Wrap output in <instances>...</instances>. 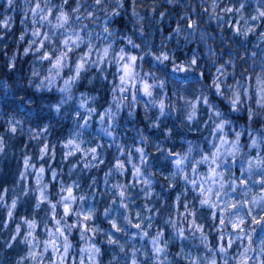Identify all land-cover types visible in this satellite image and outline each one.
I'll return each mask as SVG.
<instances>
[{
    "label": "trees",
    "instance_id": "1",
    "mask_svg": "<svg viewBox=\"0 0 264 264\" xmlns=\"http://www.w3.org/2000/svg\"><path fill=\"white\" fill-rule=\"evenodd\" d=\"M38 2L40 0H29L27 3L26 0H14V3L9 5L8 0H0V140L4 142L3 152H0V198H2L0 199V264H18V262L21 264H53L55 261L56 264H87L89 261L86 259L85 249L91 246L99 249L95 264H127L124 253L131 248L130 237L136 235L132 227H135L136 224L144 226L150 219V215H148V220L140 221L136 213L139 211V207L145 208V204H148L149 201L156 204L153 206L154 209L159 206L158 212L152 214L155 219L150 231L154 232L156 227L160 229V225H163L162 240L169 264H193L190 257L200 258L201 264H205V259L210 261L213 258H215V264H222L223 255H227V264H234L236 245L227 246V234L222 230L226 224L227 228L230 227L228 222L230 218L223 219L220 214L212 216V208L200 204L202 196L197 195L191 199L193 192L190 189L183 190L180 185L169 186L166 177L174 171L172 167L173 155L182 150L188 140L198 148L206 146L204 137L207 135L209 127L208 108L203 103L199 104L197 119L190 125L183 119L181 108L183 97L188 96L190 99H195L197 88L196 83L190 82L189 76L202 77L205 83L211 84L213 78L216 77V69L211 66L209 59V52L212 51L217 54L218 65L224 64L225 60L234 58V66L224 64L229 73L227 80L230 83L245 79L253 85L259 68L264 69L262 65L264 39L260 38L264 34V18L259 22L254 35L248 33V37L235 33L232 26L235 19L231 21V25L221 22L219 26L216 20H210L205 10L207 5L202 7L200 0H192L191 3L189 0H178L176 4H169L167 0H124V9L110 18L109 28L116 29L119 37L113 44L114 48L122 46L138 56V64L142 73H151L147 77L154 82L155 92L162 94L166 103L165 115L160 119L159 127H152L148 124L149 120L140 122L138 125L148 140L147 145L150 150L147 149L146 155L150 163V170L155 174V190L162 199L153 196L151 200H146L139 187L130 188L129 200L131 199V203L128 208L132 213L133 225L123 224L124 210L119 207L116 216L121 217L117 224L121 231H117L113 228L111 220L105 219L102 214L106 204L103 203L101 193L105 194L108 187L104 191L100 184L101 171L97 170V167L84 169L83 172L80 171V168H76L70 173L71 159L63 157V144H65L66 138H72L77 129H79L80 137L85 141V145L89 147L91 144H97L99 136L95 128L101 112L110 104L111 95L116 88L114 85L115 73L112 74L115 68L113 65L109 70H107L108 67H103L102 71L104 70L107 76H103L101 69H99V76L91 72L95 67L85 68L81 71L83 72L82 80L76 92L85 90L86 94L80 97H94L91 99V103H95L97 107L96 113L91 115V119H87L89 123L85 126L81 127L84 125V113L80 115L81 110L77 112L81 98L67 101L61 106L60 111L56 112L53 106L61 100L58 90L60 91L62 81L58 80L52 86H48L52 83L48 81L52 73L50 72L51 62L48 59H46L47 61L41 59V57L45 53L57 56L61 51H64L65 46L61 39L63 34L59 39L58 33L51 41L42 40L43 46L39 47L40 38L34 39L33 44L29 45L33 41L30 31L23 35L21 40V33L27 25L31 26L33 21L28 11L33 9ZM52 3L56 7L50 8L53 13H56L59 11L61 0H52ZM63 5L67 12H72L76 0H68ZM134 7L145 18V36L143 38H139V25L131 22L133 21L132 10ZM246 10L249 11L250 7H246ZM185 12H187V17L184 15ZM100 15L102 16L103 13ZM5 20L10 26L8 31L1 27ZM155 21H159V23H155ZM190 21H195L196 28H198L194 39H186L185 36H178L174 33L173 30L178 24L183 29L190 30L192 27ZM93 28L91 27L89 30ZM200 28H204L206 34H210L207 36L210 49L200 40ZM84 33L86 32L82 31V34ZM126 35H133L140 47L133 48L128 45L123 39ZM95 37L96 34L93 39ZM85 44L81 45L78 54L68 52L67 56L70 53L71 58L68 60L69 64L64 70L63 77L69 70H73L74 64L79 61L80 54L83 53ZM31 46L34 51H25ZM161 56H166L167 59H157ZM190 64L191 67H189ZM112 77L114 81H112ZM142 93L143 91L138 89L137 95L141 99ZM75 96H78L77 93ZM250 98L253 101L252 106L243 105L238 112H233L229 102L218 96L214 89L210 93L213 104L218 105L219 110L226 113L224 118L230 121V124H234L237 130H243L239 151L234 158L231 156L228 159L233 169L227 172L224 166L221 167L226 187L233 184L237 193L236 197H241L242 189H245L246 186L245 179L241 180L240 178L242 167L248 164L254 167V156L257 153H260L259 157L264 159V142H262L264 115L259 114L261 109L254 102V92L251 93ZM114 103L116 104V102ZM138 103H141V106L137 110L136 118H132L124 125L125 132H121L119 129L125 140L129 137L133 138L131 127L134 126L139 115L143 116L146 111L143 108L147 104L146 99L139 100ZM173 105L176 107L173 108ZM250 111H255L257 114L249 116ZM155 119L156 116L153 117V121ZM89 124L91 125L89 126ZM13 125L15 131L11 130ZM92 125L93 128L90 129ZM168 129L172 130L170 139L165 137V132ZM36 133H40V135L37 136ZM252 138L259 141L255 145L253 142L250 144ZM157 145H160L159 151L156 150ZM45 146H47V151L42 154V149ZM215 151L212 149L205 153L212 154ZM169 157L171 158L169 159ZM26 158L31 167L25 166ZM231 159H236V161H231ZM40 168L44 169L41 185L47 184L48 200H51L53 204H56V201L60 199L58 193L61 180L67 186H71L74 180L78 181L79 188L73 187L78 196L76 202L70 205L72 211L67 216L64 205L60 204H56L55 208L58 213L53 214L48 200L40 202L37 207V202L40 200L38 190L41 185H37L36 181L41 175L38 172ZM261 168H264V163L260 166ZM53 169L60 172L55 180L52 178ZM147 171L148 169H145L146 174ZM160 178L163 181L162 188H159ZM179 178L177 176V179ZM235 178H239L237 182H234ZM93 179L98 180L99 184L97 186L95 183L94 187H89ZM123 182L137 183V181L135 183L128 181L127 178ZM93 193L96 195H92ZM81 195L85 196L83 201L79 200ZM14 200L15 206L13 207ZM79 203L84 208L92 203L93 208L98 211L90 220L81 223L83 217L80 215L77 220L73 211L78 209ZM186 206L198 209L195 211L194 220L197 226H202L207 237L206 244L200 242V233L197 232L193 235L189 224L182 220V217L185 216ZM10 212L11 215H9ZM187 215L189 216V214ZM8 217H11L10 221L6 222ZM169 217L179 220L177 223L184 229L183 234L172 235L171 227L164 222ZM261 217H264V208L260 211L257 210L256 219L261 227L260 231L264 225V220ZM221 219L224 221L223 224L220 223ZM25 221H34L35 227L29 228ZM74 223L79 225L76 226L75 231L72 230ZM57 225L63 227L64 236H67L70 248L62 258L47 260L48 256L42 258L43 240L58 232ZM68 225H72L70 230ZM96 227L103 231H90ZM18 229L19 231H17ZM29 232H31L30 236ZM258 234L254 230H247L245 233L247 239L250 240L248 242L251 247L254 246V235L258 236ZM221 236H224L225 239L221 240ZM110 240L115 243H110ZM220 246H224L226 251L222 253ZM35 247L39 249L34 250ZM119 247L125 251H119ZM139 250L136 254L137 260L141 253L145 260V251ZM30 253L35 254L36 258L33 259ZM161 258L163 259V254Z\"/></svg>",
    "mask_w": 264,
    "mask_h": 264
},
{
    "label": "rangeland",
    "instance_id": "2",
    "mask_svg": "<svg viewBox=\"0 0 264 264\" xmlns=\"http://www.w3.org/2000/svg\"><path fill=\"white\" fill-rule=\"evenodd\" d=\"M68 0H61V3L59 4H65ZM239 0H232V3L234 4H238ZM76 6V5H75ZM36 7V6H35ZM33 7V9L35 8ZM64 10L66 11V7L65 5H63ZM224 7V5H221V8ZM247 7H250V10L252 7H254V3L250 2ZM29 16L30 18H32L34 16V12L29 9ZM56 11V10H55ZM247 11V10H246ZM59 11H56V13L52 11L51 8H49V18L55 22L56 21V17L58 15ZM67 12V11H66ZM71 13V12H68ZM229 19V16H225L224 19ZM33 19V18H32ZM235 17L232 16L231 21L234 20ZM32 25L29 26L27 25L25 27V30L21 33L22 35H26V33H28L30 31V35L33 41H31L29 43V45L33 44V42L35 41L34 39H39V43H38V47L41 46L43 44V41L45 39V35H51L53 29L47 25L44 24L43 26H41L39 23L35 24V28L40 32L39 36H34L33 35V28H34V21L31 22ZM253 24L254 21L252 22ZM193 22L190 21V25L192 26ZM234 25H236V19H235V23ZM29 26V27H28ZM75 27V25H73ZM1 27L5 30H9L10 26L8 24V21L5 20L2 22ZM89 28L94 27L95 25L89 24L88 26ZM109 27V25H108ZM198 28H196L197 30ZM191 30V29H190ZM200 33L201 34H205V30L204 28H200ZM198 30V32H199ZM235 30V28H234ZM56 35L58 34V39L60 36L61 39L63 40L64 36L66 35L64 33L63 29H56ZM96 37L93 39V37H91V39L94 40L95 44H96V48L92 50V53L90 56H88V60L89 61H94L97 59H100V63L97 64H85V67L82 69L84 70L85 68H91V67H95L94 70H92L91 72H94L97 76L100 75V70L102 71L103 67H108L107 70L110 69V66H114V71H112V74L115 73V83L114 85L116 86V88L113 90V93L111 95V102L109 105H107V107L103 110V112H101L99 118H98V123L96 126V133L99 136V140L97 141V144H91L89 147H94L96 149V153H97V163H98V167L97 170H100V184L102 186V188L104 189V191L107 189H109L110 185L109 184H105L104 182V175L105 173L109 172L111 168H113L114 165H116L119 161H117L116 156L120 155V160L123 161L124 166H125V171L124 173L121 175L119 173H116V178L121 179V180H125L127 178L128 181H132V182H136L134 175H133V168L131 166V164L127 161L126 159V154L121 155L119 152V149L117 147L118 144H123L124 148L128 151L131 152V155L133 157V161L137 162L139 160V153L135 150L136 147H140L144 149V152H147L148 149V145L147 143H142L141 141V136H144L142 129L138 127V125L140 124V122H144L145 120L148 121V124L152 125L153 123V117L157 115H159V109L158 108H152L149 106L150 101L155 98V99H163V95L156 93L155 92V88H154V82L152 80L149 79V72L146 73H142V69L138 64V56L136 54H134L132 51L124 49L122 46L114 48V46L112 47V49L109 50V56L107 58L102 57V56H98L97 54V50L101 47L102 45V41H103V37H99V29H97L96 31ZM256 32V31H255ZM251 33V32H249ZM86 34V39H88L89 37L87 36V32L82 34V36H85ZM253 33H251L252 35ZM248 35V34H247ZM254 35V34H253ZM264 35V34H263ZM249 36V35H248ZM246 36V37H248ZM98 37V38H97ZM73 39H75V36H73ZM85 44V43H84ZM83 44H79L77 47H71V50H69L68 48L64 47V51L67 52H73L74 54H78L80 52V47ZM123 48L124 49V55H125V59L122 61H119V57H120V49ZM27 50H30L31 52L34 51L31 47H28ZM89 49H88V45L87 43L84 45V49H83V53L80 54V56L84 55L85 53H88ZM57 56H53L50 55V58L48 59V61L50 60V66H51V71L52 72L49 76L48 81H50L49 83H51V85L49 84L48 86H52L53 84H55L58 80L59 82L62 81V84L60 86V91L58 90L61 99H66L67 95H71L73 100L74 98H81L80 96L85 95V90L82 91H77L76 89L77 87L79 88L80 82L82 80V73L80 71L79 75L77 76L76 73V65L77 63L80 62L77 61V63L74 64V68L73 70H69L66 74L65 77H63L64 75V70L66 68L65 66V61L63 62V66L60 68H56L54 67V63H55V59L58 57ZM130 56H135L137 59L135 61H129L128 57ZM71 58V54L69 53V56H67V65L69 64L68 60ZM217 58V57H216ZM220 58L222 59V57L220 56ZM46 60V59H45ZM47 61V60H46ZM119 61V62H118ZM131 64V71L133 73V75L131 77L128 78L127 82L121 86V79L120 77L122 75H125L124 73V69H123V65L125 64ZM262 65L264 66V59H263V63ZM225 66V65H224ZM226 70L227 67L225 66ZM262 71V68H259V72ZM257 73V74H258ZM103 76H107L106 72L103 70L102 71ZM72 76H77L78 78L75 80V82H71L70 81V93H64L62 91V89L65 86V80H70V77ZM93 76V75H92ZM95 77V76H94ZM93 77V79H94ZM92 79V78H91ZM221 79H228V76L226 78L221 77ZM264 80V77H261L259 80H257V75L255 78V82L253 83V85H251L248 82V93H249V97L251 96V93L254 92V97H255V103L256 100L259 96H261L262 94H264V92L261 91V87H260V82ZM112 81H114L113 77H112ZM228 83H230L227 80ZM145 84L151 85L152 87L150 88V92H151V96L145 94V92L143 91V87ZM255 84V85H254ZM223 89V85H218ZM138 89H140L141 91H143L142 93V99L137 95L138 94ZM77 93L78 96H75ZM95 95V94H94ZM88 96H86L85 98H81V102L84 101ZM133 98H135L136 103L133 105L131 102L133 100ZM146 99V105H144L143 108H145V111L142 115H139V117L136 119L135 124L132 128V134H133V138L129 137V139L125 140L123 138V136L120 134L119 129L121 132H125L126 129L124 128V125L127 124V122H129L132 118H136V113L138 108L141 106V103H138L139 100H143ZM241 98L246 100V103L244 104V106H252L253 101L252 98L248 99L247 97L243 96V92L241 93ZM70 101V100H68ZM123 101V102H121ZM116 102V104L114 103ZM165 103V102H164ZM166 105V103H165ZM257 105V104H256ZM79 109H77V112H79V110H81L80 115L83 114V118H84V123L85 120H87L88 118L91 117V115H93L94 113H96L97 111V107L95 106V103H91V99H87L86 100V106L85 107H81V104L78 107ZM92 109H94V111H91ZM111 110V112L115 113V117L112 121L113 123V128H114V134L113 135H108L107 132L105 131V128L109 125L110 122V118L109 115H106V112L108 110ZM143 110V109H142ZM141 110V113H142ZM91 119V118H90ZM101 119H103L104 123L103 125L101 124ZM162 119V118H161ZM87 123H89L87 121ZM91 124H89L90 126ZM121 127V128H119ZM93 128V125L90 127V129ZM237 133H239V139H237ZM243 136V130L241 129H236L234 127V124H224L223 128H217L216 127V122L213 119L209 118V127L207 130V135L204 137V140H206V146L205 147H196L194 146V144L192 145V143L188 140L184 146V148L182 150H180L179 152L175 153V155H173V159L174 162L177 158V154H182V153H187L189 147H191L192 151L189 154L188 158L184 160L183 162V171L184 174L187 176V180H182L181 178L175 180V182L173 183V185H180L182 187L183 190H191V192H193V195H191V199L194 196L200 195L202 196V199H204L206 196L211 198L212 203L216 204L217 207L212 209V216H215L216 214H220L221 218L226 219V215L228 218H230L232 221L236 220V216L238 215L239 217L243 218L244 220V224L241 225V228L244 229L243 232L238 231L237 229L233 228V224L230 223V227L227 230V237H226V244L228 246V240L230 239L232 241L231 246L233 244L236 245V249L234 251V256L236 258L235 263L234 264H238L239 260L241 259L242 254L244 253V249L246 247H248L249 239H247L245 233L247 232V230H254L257 231L259 234L254 235V246L251 247V254H247V255H243L242 258L243 260L246 262V264H264V255H261V253L259 252L260 247L264 246V225H262V229L260 231V225L259 222H257L256 216H257V210H261L263 209L260 204L262 201H264V184L260 183L259 181L264 178V175H262V173H264V168L260 169V166L262 165V163H264V159L260 156V153H257L254 156V167L251 166V164H248L246 166L242 167V171H241V180L245 179V189H242V195L241 197H236L237 193H236V189L234 187V185L232 184V186H227L226 187V183L223 180V175L221 172V167L224 166L225 170H227V172H230V170L233 169V167L231 166V164L228 162L229 157L232 156V158H234V156L236 155V153L239 151L240 149V144H241V137ZM145 137V136H144ZM70 139V138H69ZM66 138V141L69 140ZM80 139H82L80 137ZM264 142V136L262 137ZM226 141V142H225ZM255 141L254 145L257 143V141H259L258 139H251L250 140V144ZM90 142V141H88ZM87 146V145H85ZM88 147V146H87ZM216 150L214 153H205V152H209L210 150ZM150 150V149H148ZM66 153H67V148L65 146V144H63V157H66ZM205 153V154H203ZM213 154H215L216 156V162L213 163L212 162V157ZM83 154L80 152H77L75 154V156H71L68 157L71 159V164H76L77 168H80V171L83 170L84 171V163H78V161L80 160V157ZM201 157H207V160H203L200 163H197V161L201 160ZM261 158V159H260ZM253 159V158H252ZM103 161L102 163H100V161ZM231 161H236V159H231ZM174 162L172 167L175 170L174 167ZM212 169L216 170V175L213 174ZM40 169H38L39 172ZM81 171V172H83ZM245 177V178H243ZM161 179V178H160ZM239 179V178H238ZM237 178L234 179V182H237L238 180ZM254 179V180H252ZM97 180V179H96ZM195 181V185H193L192 183H190V181ZM109 181L111 183L112 181V176L109 177ZM253 181V182H252ZM99 184L98 180L96 181V185ZM162 184L163 181L161 179V182L159 184V188H162ZM167 184L169 185V182L167 181ZM223 184V188L220 187V185ZM167 185V187H168ZM98 186V185H97ZM42 185L39 187L38 190V194L40 195V189H41ZM66 188H69L71 186H67L65 185ZM155 187V186H154ZM73 189V195L75 197H77L78 195L75 193L74 188L71 187ZM233 188L235 189L233 191ZM205 189H211V192L209 193H204ZM108 191H106L107 193ZM219 192L220 195L219 197L213 195L212 193H216ZM255 192V193H254ZM47 194V192H46ZM67 193L64 192L63 196H66ZM102 197H103V203L106 204V207L108 206V201H109V197L105 194L104 192L101 193ZM48 196V195H47ZM105 196V197H104ZM251 196V197H250ZM251 198V199H250ZM190 199V200H191ZM131 200V199H130ZM189 200V201H190ZM225 200L231 201L233 203L231 204H237L238 207L235 210H231L228 212H225ZM148 202V201H147ZM151 202V203H150ZM49 204V203H48ZM187 204V203H186ZM201 204V203H200ZM148 205L151 206V211L149 212L147 209L139 207V211L140 213L148 216L150 215V219L148 220L147 224L144 226H140L139 228L137 227H132L133 230L135 231L136 235L134 237H130L132 244H131V248H129L128 250H126V252L124 253V258L127 261V264H133V261L136 262V264H152L153 263V257L155 255H157L154 251L155 247H164V241L161 239L158 243H153V237H155L157 231H162L163 232V225H160V229H158L156 227V229H154V232H151V225L153 224L154 220H151V217L153 216L152 214H156L159 210V206L157 209H154L153 206L156 205L154 202L149 201ZM50 208H51V212L53 214H55L56 210H53L52 206L49 204ZM82 208L84 209L83 213H86L87 211H89L90 209L93 208V204L91 203L88 207L84 208L83 205H81ZM80 203L78 204V208L81 207ZM210 207V206H209ZM208 207V208H209ZM246 207V209L244 210V208ZM56 208V207H55ZM119 209V206H113V213L112 215H117V211ZM185 211V209H184ZM183 211V212H184ZM58 213V212H56ZM235 213V214H233ZM187 214H189L188 212L185 211V216H188ZM210 214V213H209ZM68 215V213L66 214V216ZM211 215V214H210ZM93 217V216H92ZM11 217H8V220H6V222L10 221ZM195 218V212L193 214H189L188 216V221H184L188 224H190V222ZM109 220H111V216L108 218ZM146 220V219H145ZM176 221L179 222V220L177 218H175ZM30 222V221H29ZM28 225V224H27ZM76 223L73 224L72 230L75 231L76 230ZM221 227V226H219ZM58 228V232L51 235L50 237H48L47 239H44V247L42 249V258H44L45 256H48L47 260H56L59 258H62L63 256H65L67 254V252L69 251L70 248V243L67 239V236H64V229L62 226L57 225ZM224 231V229H222ZM171 233L172 235H174L176 233V235L178 234L177 232H175L174 230H172L171 228ZM173 231V232H172ZM147 233V235H143V233ZM225 232V231H224ZM152 233V234H151ZM175 235V236H176ZM39 244V243H37ZM47 245V250H45V246ZM65 245H69V247L67 248V251H64ZM37 247L34 248V250ZM93 246H91L90 248H86L85 252L87 253L86 255V259L89 261L87 262V264H94V262H97V252H93L92 251ZM39 249V248H37ZM139 249L145 251V260H143L142 258V253L140 254V258L137 260L136 258V254L138 253V251H140ZM136 250V251H134ZM119 251H125L122 247H119ZM142 251V252H143ZM223 255V254H222ZM226 256L227 255H223L224 259L222 264H225V260H226ZM162 257V254H161ZM215 260V258H214ZM56 264V261L53 263Z\"/></svg>",
    "mask_w": 264,
    "mask_h": 264
},
{
    "label": "clouds",
    "instance_id": "3",
    "mask_svg": "<svg viewBox=\"0 0 264 264\" xmlns=\"http://www.w3.org/2000/svg\"><path fill=\"white\" fill-rule=\"evenodd\" d=\"M27 2H29V0H26V3ZM177 2L178 0H167V3L169 4H176ZM191 2L192 0H189V3ZM250 2L254 3V7H252L251 10L246 11V7ZM13 3H14V0H8L9 5H12ZM200 4L202 7L207 5V8L205 10L208 13L209 19L216 20L218 22V26H219V23L221 22L231 25V18L232 16H234L236 19V25H232V26L235 28V33L243 37H246L249 32L254 34L256 31V28L259 26V22L261 21L262 18H264V0H239L238 4L232 3V0H200ZM221 4H223L224 7L221 8ZM50 7L51 8L56 7V5L52 3V0H40V2L36 4V7L34 9H31L34 12V16L32 17L34 21V28H33L34 36H39V35H35V33L39 32L35 28L36 23H39L41 26H43L44 24H47L53 29L51 35H47V34L45 35L46 39H48L49 41H51L52 38L56 35V31H55L56 29H63L64 33L66 34L63 40L69 36L79 37V44L87 43L88 49H89L88 53L91 55L92 50L97 47L94 40L91 39V37H94V35L96 34V30L99 29L98 35L99 37H103V41H102L101 47L97 50V54L98 56H102L105 58L109 56V50L112 49L113 44L119 39V37L117 36L116 29L109 28L108 23H110V18L113 17L114 14L118 13L121 9H124V0H76V6L72 9L71 13L66 12L64 10L63 4H61L55 22H53L49 18V15H50L49 8ZM193 11H195V8H193ZM100 13H103V15L101 16ZM184 15L185 17H187V12H185ZM226 15L229 16L228 20H224V17ZM132 17H133V21L131 22H133L136 25H139V28H138V32L140 34L139 38H143L145 36L144 16L141 15L140 11L136 7H134L132 10ZM253 21L255 22V24L252 23ZM155 23H159V21H155ZM89 24L95 25V28L89 30V27H88ZM73 25H75V27ZM82 31L87 32V36L89 37L88 39H86L85 36L81 35ZM173 31L178 36H185L186 39H194L195 33H196V22L193 21L191 30L183 29L178 24L177 27ZM208 35L210 34H206V33L201 34L200 40L203 41L205 45L209 47L210 49L211 46L208 45L207 43ZM260 38L264 39V35H262ZM22 39H23V35L21 36V40ZM123 39L128 45H131L133 48L140 47V44L136 43V40L134 39L133 35H126L123 37ZM74 47H77V46H74ZM105 50H107L108 52L106 56H105ZM122 53L125 54L123 48L120 49V54ZM253 55H255V53H253ZM216 56L217 54L215 52H212V51L209 52V59L211 60V66L215 67L216 69V77L213 78L211 84L205 83L202 77L198 78L194 75L189 76L190 82H194L197 85L195 99H190L188 96H184L183 105L181 106L182 111H183V119L189 125L197 119L198 106L201 103H203L208 108L209 113H210L209 118L213 119L216 122V127L221 124L224 125V124L230 123V121L224 118L226 113L220 111L219 106L214 105L213 102L211 101L210 93L212 92L213 89L215 90V93L218 96L224 98L225 100L229 102L230 106L233 109V112H238L240 110V107H242L246 103V100L241 98L242 92H243L244 97H247L248 99H250L249 93H248L249 85H248L247 80L240 79V80H235L233 83H228L227 79H221V77L226 78L229 75L224 64H229V65L234 66V58L225 60L224 64L218 65ZM100 62H101L100 59L89 61L87 57L86 64L91 63V64L98 65ZM65 66H67V58L65 59ZM189 67H191V64L189 65ZM261 77H264V69H262V71L257 74V80H259ZM77 78H78L77 76H72L70 77V80H65V82L66 81L75 82ZM89 83H91V81H89ZM218 85H223V89ZM62 90L64 93H70V83L68 84L65 83V86ZM93 98L94 97H87L84 101H82L81 107L86 106L87 99H93ZM71 99L72 97L70 94L67 95L66 99H61L57 105L53 106L55 111L59 112L61 106ZM233 101H235V105L233 104ZM131 103L133 105L136 103L135 98H133ZM256 104L261 109V112L259 114L264 115V94H262L261 96L257 98ZM161 105H163V107H161ZM149 106L152 108L159 109V115H157L155 121H153L151 125L152 127H159V121L165 115L166 105L162 99L153 98L150 101ZM175 107L176 106L173 105V108ZM91 111H94V109H92ZM169 112H171V109H169ZM255 114H257L255 111L249 112V116H252ZM106 115H109L110 122H109V125L105 128V131L107 132L108 135L111 136L114 134V128H113L112 121L115 117V113L111 112V110L109 109L106 112ZM103 123L104 121L103 119H101V124L103 125ZM86 124H87V120H85L84 125H81V127L85 126ZM35 135L39 136L40 133H36ZM236 135H237V139H239V133H237ZM171 136H172V130L171 129L166 130L165 137L170 139ZM69 141H71L72 143H69ZM141 141L142 143H147L148 142L147 137L141 136ZM84 145H85V141L83 139H80V132H79V129H77V132L73 134L72 138L65 141V146L67 148L66 157L75 156L77 152H80L83 155L80 157V160L78 161V163H84L85 169H91L93 167H98V163L96 160L97 153L96 151L95 152L92 151L95 148L87 147ZM117 147L121 155L126 154V159L133 168V175L137 183L136 184L125 183L123 182V180L116 178V175H115L116 173H119L122 175L125 171L124 163L123 161L120 160V155H117L116 159L119 162L116 165H114L113 168H111L110 171L105 173L104 175V182L106 185L110 183L109 181L110 176H112V181L110 183L108 192L105 193V195L109 197L108 206L103 209L102 214L105 219H108L111 216L110 222L112 224L113 223L118 224V222L121 220V217L112 215L113 206L118 205L120 208L124 210L123 216H122L123 224H127L131 226L133 225V220H132V213L129 211V208H128V205L131 203V201L129 200V197L131 196L129 189L139 187L141 192L143 193V198L146 200H151L153 196L159 197V193H157L155 190V187H154L155 174L152 173L150 170V163L148 161L146 153L144 152V149L140 147L135 148V150L140 155H139V160L137 162H134L131 152L126 150L123 144H118ZM3 148H4V142L0 140V152H3ZM138 150H142V151H138ZM156 150L157 151L160 150V145H157ZM191 151L192 149L191 147H189L187 153L177 154V158L174 162L175 170L166 177V179L169 182V186H171L175 182L177 176H179L182 180H187V176L184 174V171H183V162L185 159L188 158ZM170 158L171 157H169V159ZM177 161H182V163L179 166H177ZM202 161L203 159L201 157V160L197 161V163H200ZM102 162L103 161L101 160L100 163ZM29 167H31V165H29ZM76 168H77L76 164H71L69 168V172L71 173L75 171ZM40 169H43V168H40ZM145 169H148L147 174L145 173ZM43 173L44 172H40L41 175L36 181L37 185H41V182L43 179ZM59 174L60 172H58L57 170L55 169L52 170V178L54 180L57 178ZM259 182L264 183V178H262ZM95 183L96 181L95 179H93L92 184H90L89 187H94ZM71 186L75 188H79L78 181H75V180L72 181ZM47 187H48L47 184H43L40 189V192L41 190H43L48 200V196L46 194ZM66 189L67 188L65 187L64 181L61 180L60 181V191L58 193V195H60V199L56 201V204L64 205V203H68L69 205H71L76 202V199L75 200L69 199L67 201L63 199L64 196L62 194L66 192ZM121 192H123L124 194L121 195L120 194ZM92 195H96V194L93 193ZM159 198L162 199V197H159ZM84 199H85L84 195H81L79 197L80 201H83ZM13 202H15V200ZM48 203L50 205H56V204H53L51 200H48ZM231 203L233 202L225 200L224 202L225 208H227L228 205H230ZM37 207H39L38 204H37ZM144 207L149 212L151 211L150 205L145 204ZM161 207H163V205H161ZM53 210H55V208H53ZM73 211H74V214L77 216V220H79L80 213H83L84 209L81 206L78 209L73 210ZM89 211L91 212V215L93 216L98 211V209L92 208ZM185 211L191 215L195 211H198V209H194V208L186 206ZM136 216L140 219V221H143L144 219L149 218L148 216L140 212H137ZM225 218L228 219L227 215ZM154 219H155V216L153 215L151 217V220H154ZM182 220L188 221V216L182 217ZM164 222L168 224L175 232L179 234H183L184 229L177 223L175 219H172L171 217H169ZM228 222L231 223L232 220L228 219ZM68 227L70 230L72 225H68ZM189 228L193 235L199 232L200 242L202 244H206L207 237H206V234H204L202 230V226L198 228L195 220L193 219L189 224ZM227 230L228 228L226 224L224 226L225 233H227ZM90 231L102 232L103 229L96 227L94 229H90ZM143 235H147V233L145 232L143 233ZM163 235L164 233L162 231H157L155 237H153L152 239L153 241L155 240L156 243H158L163 238ZM157 248H159L160 251H157ZM245 250H247L246 253H245ZM251 250H252L251 245L249 244V246L244 249V253L242 254V256L247 255ZM154 251L157 255H155L152 258L153 264H169L165 247H155ZM259 252L261 253V255H264V246L260 247ZM161 254H163V259L161 258ZM242 256L238 264H240V261L243 260ZM190 258L192 259L193 264H201L200 258H197V257H190ZM213 261H215L214 258L210 261L205 259V264H212ZM18 264H21V262H18ZM225 264H227V260H225Z\"/></svg>",
    "mask_w": 264,
    "mask_h": 264
},
{
    "label": "snow or ice",
    "instance_id": "4",
    "mask_svg": "<svg viewBox=\"0 0 264 264\" xmlns=\"http://www.w3.org/2000/svg\"><path fill=\"white\" fill-rule=\"evenodd\" d=\"M65 19H66V18H65ZM35 35H40V33H39V32H38V33H35ZM45 39H46V37H45ZM62 44L65 46V48H68L69 50H71V48H70L69 46L74 47V46H78V45H79V37H75V39H73L72 36L66 37V38L62 41ZM41 46H43V45H41ZM25 51H27V49H26ZM107 54H108V52H107V50H105V56H106ZM67 55H68V52H67V51H62V52L60 53V55L55 59V63H54L53 66L56 67V68H60V67H62V66H63V62H64L65 59L67 58ZM89 55H90L89 53H85L84 56L81 57L80 62L77 63V65H76V73H77V76L79 75L80 71L85 67V64H86V62H87V57H88ZM49 58H50V54H48V53H45V55H44L43 57H41V59H49ZM124 59H125V55L122 53V54L120 55V57H119V61H122V60H124ZM136 59H137V58H136L135 56H130V57H128V60H129L130 62H131V61H135ZM157 59H167V57H166V56H161V57H157ZM119 61H118V62H119ZM193 63H195V61H193ZM123 69H124V73H125V75H122V76L120 77V79H121V86H123V85L127 82L128 78L131 77V76L133 75V73H132V71H131V64H130V63H129V64H125V65H123ZM65 83L68 84V83H70V81H66ZM151 87H152V86H151V85H148V84H145V85H144V87H143V91L145 92V94H147V95H149V96L151 95V92H150V88H151ZM260 87H261V91L264 92V80H262V81L260 82ZM62 91H63V90H62ZM233 104L235 105V101H233ZM161 107H163V105H161ZM217 127H218V128H223V124L218 125ZM11 130H12V131H15V130H16L14 125L12 126ZM225 142H226V141H225ZM69 143H72V142L69 141ZM253 143H255V142H253ZM46 151H47V146H45V148L42 149V154H43V153H46ZM92 151L95 152L96 149H93ZM138 151H142V150H138ZM202 159H203V160H207L208 158H207V157H202ZM212 162H213V163L216 162V156H215V154H213ZM181 163H182V161H177V166H179ZM25 166H26V167H29V162H28V159H27V158L25 159ZM39 171H40V172H44V169H40ZM212 172H213L214 175L217 174L215 169H212ZM262 175H264V173H262ZM190 183H192L193 185H195V181H194V180H193V181H190ZM262 184H264V183H262ZM220 187L223 188V184H221ZM234 190H235V189L233 188V191H234ZM209 192H211V189H205V190H204V193H209ZM66 193H67V195L63 197V199H64L65 201H67V200H69V199H72V200H75V199H76V197L73 195V189H72L71 187H69V188L66 189ZM120 194L123 195L124 193L121 192ZM212 194L215 195V196H217V197H219V195H220L219 192L212 193ZM45 200H47V197L45 196L43 190H41L40 200L37 202V204L39 205L40 202H43V201H45ZM200 203H201L202 205H208V206L213 207V208L217 207L216 204L212 203L211 198L208 197V196H206L204 199H202V200L200 201ZM12 206H13V207L15 206V202H13V205H12ZM51 206H52V208H55V207H56V205H51ZM260 206H261L262 208H264V201L261 202ZM237 207H238L237 204H230V205H228L227 208L224 209V211H225V212H228V211H231V210H235ZM64 211H65V214H67V213H69L70 211H72V209H71V207H70V205H69L68 203H64ZM233 214H235V213H233ZM9 215H11V212L9 213ZM80 215L83 217V220L81 221V223H83V221H87V220H90V219L92 218V215H91V212H90V211H88V212H86V213H80ZM261 219L264 220V217H261ZM25 223L28 224L29 228H34V227H35V222H34V221H31V222H29V221H25ZM57 223L59 224V221H57ZM220 223H221V224L224 223L223 219H221ZM231 223L233 224V228H234V229H237V230L240 231V232H243V231H244V229L241 228V225L244 224V220H243V218H241V217H239V216L237 215V216H236V220H235V221H232ZM112 226H113V228H115L117 231H121V229L118 227L117 224L113 223ZM135 227L139 228L140 225L137 224V225H135ZM197 227L199 228L200 226H197ZM17 231H19V229H18ZM30 235H31V232H29V236H30ZM25 239L27 240V237H26ZM220 239H221V240H224L225 237H224V236H221ZM110 243H115V241L110 240ZM153 243H156V241L154 240ZM231 243H232V241L229 239V240H228V246H229V247L231 246ZM68 247H69V245H65V248H64V251H65V252L67 251V248H68ZM45 250H47V245L45 246ZM92 251H93V252H98L99 249H97V248H95V246H93ZM157 251H160V249L157 248ZM220 251H221V252H224V251H226V248H225L224 246H220ZM246 251H247V250H245V253H246ZM30 255L32 256L33 259L36 258L35 254L30 253ZM133 264H136V262L133 261ZM212 264H215V261H213ZM240 264H246V262H245L244 260H242V261H240Z\"/></svg>",
    "mask_w": 264,
    "mask_h": 264
}]
</instances>
